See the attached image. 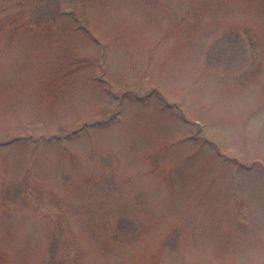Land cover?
I'll list each match as a JSON object with an SVG mask.
<instances>
[{"label":"rangeland","instance_id":"rangeland-1","mask_svg":"<svg viewBox=\"0 0 264 264\" xmlns=\"http://www.w3.org/2000/svg\"><path fill=\"white\" fill-rule=\"evenodd\" d=\"M0 264H264V0H0Z\"/></svg>","mask_w":264,"mask_h":264}]
</instances>
